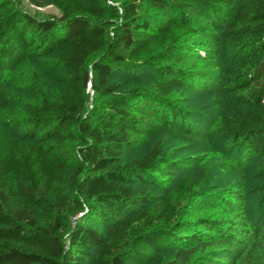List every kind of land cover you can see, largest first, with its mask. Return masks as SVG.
I'll return each mask as SVG.
<instances>
[{"label": "trees", "instance_id": "trees-1", "mask_svg": "<svg viewBox=\"0 0 264 264\" xmlns=\"http://www.w3.org/2000/svg\"><path fill=\"white\" fill-rule=\"evenodd\" d=\"M109 1L45 0L60 17L39 18L0 0V264H89L94 254L99 264H155L168 252L165 264H264V0ZM226 36L240 46L232 70ZM57 51L56 95L34 76L18 117L8 86ZM122 75L140 81L125 89ZM178 87L216 88L235 103L220 126L236 150L230 168L262 164L258 221L245 218L246 186H223L210 171L184 175L177 202L136 186L164 189L182 168L158 142L124 161L164 128L193 124L172 100Z\"/></svg>", "mask_w": 264, "mask_h": 264}, {"label": "rangeland", "instance_id": "rangeland-1", "mask_svg": "<svg viewBox=\"0 0 264 264\" xmlns=\"http://www.w3.org/2000/svg\"><path fill=\"white\" fill-rule=\"evenodd\" d=\"M21 1V7L24 11L34 16L39 18L60 17L58 9L54 5L46 3L45 0ZM110 2L111 1L108 0V3ZM222 44L221 54L223 56L222 58L225 60V68L226 70H232L236 68L240 61V46L232 43V41L230 42L229 36L222 38ZM58 56L59 51L53 55L43 57L40 60L26 63L25 66L18 71L17 78L8 86L7 92L10 98L14 100L12 105L18 117L22 116V111L24 109V103L19 100V97L23 94L27 83H30L34 76H38L39 86L44 95L49 97L56 95L58 88L57 83L65 74L63 67H61L57 61ZM199 67L204 68V62H200ZM118 81H120V83L123 82V87L126 89L129 88V86L138 84L140 80L129 79L122 75L118 78ZM140 83H146L147 86H150L153 82L151 79L149 80L146 78L142 79ZM173 95L172 100H174L176 104H179L187 111L193 113V124L190 126L179 124L176 125V128H164L147 143L146 147L125 152L124 161L128 162L132 158H140L146 155L152 146L158 142L162 144V147L170 153L174 160H177L179 164L182 165V168L176 175L177 179L174 182H166V187L164 189L154 184H138L136 186L145 192L157 195L158 199H165L166 196L171 194L177 202V183L184 175L197 177L203 176L205 172L210 171L209 174L215 179L214 181H219L223 186H232L234 190L240 189L244 185L246 186L248 197L246 207L248 211L245 218L249 221H258L260 217V208L256 205L258 196L256 188L258 184H254L255 182L259 183V180H254V176L262 164L260 160L256 159H249L246 161V154L241 153L240 158H244L249 164V166L243 170L245 172L242 171L243 173H241L239 170L230 168L229 164L237 159L236 150H231L234 143L226 141L221 131L220 120L222 113L235 108V103H232L230 95L216 88L204 91L201 88L190 90L183 87L175 88ZM90 97L91 104L93 102L91 92ZM10 115L13 116L12 114ZM2 116L5 120L14 118L10 117L8 114H3ZM64 147L71 155H74L77 151L75 143L70 141H64ZM249 178L251 179L246 180ZM199 209H201L200 212L206 210L203 208ZM208 210L211 214L215 212L213 209ZM82 216V213L75 214L72 217L73 220H75L73 223H77ZM229 217L231 218V216ZM221 218L223 219V217ZM106 228L110 233L112 229L109 227ZM170 255L171 252H168L159 257L155 264H165ZM89 261V264H99L96 254H94Z\"/></svg>", "mask_w": 264, "mask_h": 264}, {"label": "water", "instance_id": "water-1", "mask_svg": "<svg viewBox=\"0 0 264 264\" xmlns=\"http://www.w3.org/2000/svg\"><path fill=\"white\" fill-rule=\"evenodd\" d=\"M77 216V215H76ZM73 222H75V220H73Z\"/></svg>", "mask_w": 264, "mask_h": 264}]
</instances>
